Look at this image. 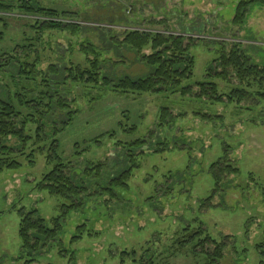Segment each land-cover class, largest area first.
I'll return each mask as SVG.
<instances>
[{"label":"rangeland","instance_id":"374dc122","mask_svg":"<svg viewBox=\"0 0 264 264\" xmlns=\"http://www.w3.org/2000/svg\"><path fill=\"white\" fill-rule=\"evenodd\" d=\"M239 1L35 0L41 6L79 11L86 24L92 22L91 25L110 28H88L85 38L99 50L107 48L102 58L110 59L107 62L110 68L105 73L113 82L97 87L71 83L62 93L71 102V110L78 113L69 119L66 113L54 108L48 117L52 126L60 130L55 136L59 156L63 162L71 163L76 180L87 182L90 196L82 193L79 199H83L84 206L68 213L62 223L63 232L48 243L33 264H121L119 253L123 250L136 252V256L126 259V264H140L143 256L145 261L151 258L159 264H204V256L192 251L193 244L179 248L177 239L187 226L192 231L201 228L203 237L209 235L225 243L223 257L215 264H264V256L260 254L263 249H257V245L264 244V101L249 96L239 103L237 100L211 102L199 99L196 84L205 81L211 68V75L222 70L219 66L222 47L229 51L236 45L251 63L264 62V6H251L244 24L240 25L233 22ZM27 2L29 0H0L11 6L9 12L0 11V32L4 35L0 40V82L9 83L12 92L25 90L16 86V76L12 80L11 74L5 72L9 70L8 65L1 66L10 63L11 54L39 56L46 60L40 67L45 71L49 69L50 60L60 69L69 61L86 63V55L79 51L78 34L44 30L43 40L33 39L37 33L31 26L39 18L20 13L21 3ZM131 4L136 7L129 6ZM155 21L162 22L156 24ZM128 23L130 26L125 27ZM131 27L146 32L181 34L193 40L191 55L195 66L193 79L189 81L193 92L184 97L178 94L136 96L110 89L121 78H139L148 73L146 66L138 59L135 62L130 53L123 52L125 58H121L106 46L113 38L122 40L125 29ZM25 30L34 46L21 51L18 45L25 38ZM120 59L125 60V64L122 65ZM113 62L119 63L117 67L111 65ZM10 70L16 74V66ZM36 75L41 81V75L38 77L35 73L33 77ZM213 80L218 84L219 93H230L238 86L248 92L255 90V86L241 84L235 77L231 83L222 78ZM34 82L38 83L35 79ZM0 90L7 99V92ZM163 106L169 107L175 116L182 112L185 116L162 127L160 110ZM31 111L23 107V113ZM195 112L216 117L202 119ZM121 123L133 131H124ZM31 127L33 135L36 126ZM27 131L30 132L29 125ZM108 131L117 134L112 137ZM101 134L104 135L100 138ZM138 138L143 139L144 145L136 148L134 154H145L137 156L139 167L127 180L129 188L116 191L117 197L105 192L100 195V186H107L111 175H118L130 166L123 146ZM49 142L48 139L42 142L43 149L36 152L33 165L20 159L22 169L0 174V264H25L27 260L19 235L21 209L37 208L49 225L50 218L61 213L58 198L36 187L41 177L54 167V162L46 158ZM165 143L167 149L155 151ZM15 144L16 141L11 140V145ZM219 160L231 162L238 173L226 172L218 183L211 166ZM100 162L104 163L100 179L95 174L84 175L87 167ZM83 224L87 232H83L80 240L72 241L77 227ZM58 244L66 251L63 256ZM205 248L213 252L216 244L209 242Z\"/></svg>","mask_w":264,"mask_h":264},{"label":"trees","instance_id":"16d2710c","mask_svg":"<svg viewBox=\"0 0 264 264\" xmlns=\"http://www.w3.org/2000/svg\"><path fill=\"white\" fill-rule=\"evenodd\" d=\"M253 5L264 6V0H240L237 3L235 10V17L233 22L235 24H244L247 18L248 10ZM133 8L135 4L129 5ZM9 7L0 3V11L9 12ZM20 7L22 12L27 16H35L39 20L35 25L31 26V29L35 28L37 36L33 39L43 40L44 30H62L72 34H78L80 38L79 51L86 55L85 64L77 63L69 64L61 67L50 60L48 71L41 70L40 67L44 61L41 57L35 58L29 57V54L24 56L18 54H11L9 60L10 63L2 64L1 66L9 67L5 72L11 74L12 80L14 76L18 78L16 83L17 87L24 88L25 91H13L9 88V83L6 81L0 82V88H3L4 94L7 92V99H4L3 93L0 90V174L7 171H19L22 169V161L25 159L30 164H34V156L37 151H42V142L46 139L49 142V151L46 158L49 162H54L52 170L44 174L37 182V188L40 191L46 192L50 196H54L58 201V207L61 211L57 216L50 218L51 224L47 223V220L43 218L37 208H33L30 211L20 210L21 220L19 225V235L22 240V249L27 256L25 264H33L36 262L37 255L48 245L50 241L54 242L58 235L63 232V220L72 210H78L84 206L83 199H79L82 193L89 194V188L86 181H78L73 177V169H70L71 163H65L62 161L58 154L59 144L55 138L60 131L52 126L49 120L50 113H53L54 108L62 113H66L69 119L73 118V114H77L71 110L70 101L67 100L62 93L66 87L70 88V84L82 85V87H97V86H109L112 84L109 75L105 73V70L110 68L107 63L110 59L106 60L102 58V53L106 49H98L97 46L91 43L85 38V33L88 28L98 29H110L107 26H101L100 24L91 25L92 22L86 24L80 17L79 11L73 10H58L55 7L41 6L35 0H29V2L23 4ZM7 13V12H6ZM0 20L2 18L0 17ZM162 21H155L156 24ZM130 26V24H126ZM5 28L8 25H4ZM95 30V29H94ZM124 38L119 40L113 38L109 44L106 45L115 56L124 57L123 52L130 53L133 60L138 59L140 63L146 66L148 70L147 75L139 78L124 77L117 81V83L111 86L116 92L134 94L136 96H142L147 94H156L166 96L180 95V97L186 96L188 93L193 92V88L190 86L189 81L193 79L195 58L191 55V48L193 41L191 38H187L185 35L155 31H141L139 27L125 29ZM29 33L25 30L24 40L18 45L21 51H26L34 46L32 38H29ZM3 33L0 32V40L3 38ZM28 36V37H27ZM84 39V41H83ZM186 40H189L185 43ZM17 45V44H16ZM50 46V45H49ZM110 47V48H109ZM51 48V47H50ZM146 50H150V53H145ZM241 50L238 46L234 45L228 51L226 48L220 50L219 66L221 71L211 72L208 77L209 80L196 82L197 87L200 90L198 95L199 99L205 98L211 102L218 103H232L237 100L241 102L247 99L249 96L262 99L264 101V62L261 64L251 63L250 60L244 54L240 53ZM42 56V55H41ZM1 60V57H0ZM6 60V61H8ZM136 62V61H135ZM120 63L125 64V60L120 59ZM119 64V63H118ZM114 62L112 66L117 67ZM16 66V74L12 72L11 67ZM111 66V67H112ZM113 67V68H114ZM63 72L64 74H61ZM41 75V81L37 78ZM105 73L106 75H103ZM13 75V76H12ZM63 76V78H62ZM232 77L239 79L241 84H250L255 86V90L248 92L243 86L233 87L230 93H219L218 84L213 78H222L232 81ZM21 78V79H20ZM62 78V79H61ZM33 79V80H32ZM34 79L38 83L34 82ZM61 79V80H60ZM0 80H2L0 78ZM10 83L11 80H10ZM61 88H63L61 90ZM9 93V94H8ZM227 97V100H225ZM55 106V107H54ZM23 107L27 110L31 109L29 113H23ZM185 112L175 116L169 107L163 106L160 110V125L170 126L176 119L184 117ZM24 119H20L22 115ZM197 117L202 119L212 120L211 115H202L200 112H195ZM22 120V121H21ZM170 120V121H167ZM21 121V122H20ZM30 127V132L27 131V126ZM31 125L36 126L35 133L32 135ZM126 132L133 131L127 129L123 124H119ZM50 127V129L47 128ZM52 127V129H51ZM134 129V128H133ZM109 136H116L117 133L108 131ZM104 134L100 135V138ZM153 132L150 133V136ZM98 138V139H100ZM11 140H15L16 144L11 145ZM101 141L98 140V143ZM122 143V142H121ZM118 142V144H121ZM167 143V141H166ZM166 143L163 148L159 147L155 151H161L168 148ZM143 139H136L131 143H125L124 149L128 152L125 156L130 166L124 169L118 175L109 177L107 186H100L99 194L104 192L112 197H117L116 191H124L129 188L127 180L131 177L134 170L139 167L137 163V156L145 154L141 152L134 154L136 148L143 146ZM126 147V148H125ZM79 152H75L78 155ZM20 157V158H19ZM228 162V163H227ZM216 161L212 164L211 168L214 172V176L218 183L223 179L224 173H238V168L234 167L231 162ZM91 167H87L84 170V175L90 177L95 174V177L100 179L102 177V167L104 163L91 164ZM91 183V182H90ZM94 184V183H93ZM92 184V185H93ZM90 196V194L88 195ZM211 198L209 199V201ZM87 232L85 224L77 227L76 235L72 238V241L76 242L82 238L83 232ZM183 233V234H182ZM182 236L177 239L179 248L185 249L189 244H193L192 251L196 254L203 255L205 258L204 264H215L219 259L223 257V249L225 243L218 242L209 235L203 237V230L192 231L188 226L183 229ZM90 234V233H89ZM82 235V236H81ZM209 242L216 244V248L213 252L208 251L205 245ZM60 247V255L66 252L63 249V245L58 244ZM258 250L262 256H264V244H259ZM199 247H201L199 249ZM129 256H136L135 250L129 252L123 250L119 253L121 264H126V259ZM38 258V257H37ZM72 259V258H71ZM135 260L136 258L133 257ZM140 264H159L153 259L145 261L144 256L140 260ZM50 264V263H48Z\"/></svg>","mask_w":264,"mask_h":264}]
</instances>
